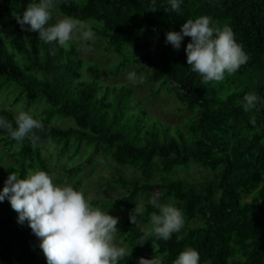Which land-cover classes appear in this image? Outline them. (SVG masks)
<instances>
[{"label":"trees","instance_id":"obj_1","mask_svg":"<svg viewBox=\"0 0 264 264\" xmlns=\"http://www.w3.org/2000/svg\"><path fill=\"white\" fill-rule=\"evenodd\" d=\"M38 2L0 0V91L11 89L29 106L45 104L35 147L27 139L17 143L0 129V138L18 161L14 169L20 178L35 168L52 176L40 152L44 140L62 143L74 155L83 145L91 147L88 163L111 150L116 163L139 167L146 177L154 168L167 172L193 160L204 163L216 170L204 181L168 174L148 181L118 172L115 179L128 188L129 200L141 191L155 192L160 202L174 199L183 205L187 220L204 216L196 225L185 222L168 241L152 236L143 244L145 230L125 218L131 243L154 245L158 256L167 253L163 264H173L186 248L198 251L199 264H230L232 255L239 256V264H264V103L249 111L243 107L248 93L264 100V0H179V13L171 10L169 0H86L82 7L76 0H57L55 9L65 16L94 22L104 50L119 56L114 74L129 62L144 63L153 69L149 76L173 81L184 107L193 111L187 119L189 132L147 112L129 84L103 83L100 66L85 61L75 42L65 49L43 42L27 26L22 29L15 16ZM201 16L210 17L214 27L229 26L249 57L234 75L206 85L187 64L185 48L191 38L184 37L178 50L166 42L167 32H179L188 19ZM15 115L0 107V116L13 128ZM55 116L70 117L75 125L51 124ZM5 180L0 173V191ZM86 199L93 205L102 200ZM143 207L145 218L158 212L148 202ZM40 242L27 221H18L9 200L0 201V264H47ZM118 264L138 262L130 255Z\"/></svg>","mask_w":264,"mask_h":264},{"label":"clouds","instance_id":"obj_2","mask_svg":"<svg viewBox=\"0 0 264 264\" xmlns=\"http://www.w3.org/2000/svg\"><path fill=\"white\" fill-rule=\"evenodd\" d=\"M171 10L180 12L179 0H169ZM86 0H76L78 6H84ZM57 0H39L28 4L22 15H16L17 23L22 29L38 33L45 43L57 42L67 49L71 42H87L96 39L91 21L73 17H62L53 21V11ZM155 11V7L152 9ZM208 16L188 19L181 30L169 31L166 42L179 49L184 37H190L185 52L187 64L191 70L200 75L201 83L221 82L225 75H234L249 57L235 38L232 29L225 25L222 28L212 26ZM87 50V49H85ZM133 83H143V77L135 72L128 74ZM264 103L255 93L244 96V110L249 111ZM255 123V118H253ZM16 127L5 117L0 116V129L6 130L8 136L22 144L27 139L33 147L39 141L35 130H43L40 120L25 111L15 115ZM7 198L14 211L18 213L20 223L28 222L32 232L40 238V248L47 264H118V261L129 257L131 250L118 246L115 236L118 217L110 215L100 207L91 204L85 195L70 185H58L46 171L29 170L24 178L16 171L11 172L0 191V201ZM149 204L158 209L150 214V229L141 237L143 244L149 237L168 241L174 233H180L184 227V215L172 202L161 203L159 195L152 196ZM145 208L136 204L130 213L132 224L137 217L143 216ZM177 240L183 239L177 235ZM153 256L151 259L140 257L138 264H163L164 256ZM199 253L193 248L181 251L173 264H199Z\"/></svg>","mask_w":264,"mask_h":264},{"label":"rangeland","instance_id":"obj_3","mask_svg":"<svg viewBox=\"0 0 264 264\" xmlns=\"http://www.w3.org/2000/svg\"><path fill=\"white\" fill-rule=\"evenodd\" d=\"M65 17L58 10L53 11V20ZM104 39L96 37L94 41L75 42L79 48L80 54L85 61L100 66V79L103 83L110 85L129 84L133 89L136 102L141 104L147 112L153 116L171 124H178L186 131H190L187 126V119L192 116L193 111L184 107L181 90L173 81L155 79L149 74L153 71L144 63H127L118 73L114 74V64L119 60L117 53L105 51ZM87 49V50H85ZM89 66L88 63H86ZM135 72L138 77H143V83L133 84L128 80V74ZM91 74V72L86 71ZM45 104L36 103L31 106L27 105L22 99L17 100L16 94L11 89L0 91V107H4L18 114L25 111L34 118L41 120L42 109ZM51 124L75 125L74 120L70 117L55 116ZM63 144L44 140L40 143V152L45 157L51 168L53 182L58 185H70L74 189L81 191L86 198H98L94 205L100 207L103 211L108 212L114 217H118V232L115 236V243L131 250V256L138 262L140 257L151 259L158 256L154 245H142L136 247L130 241L128 231L123 222L125 218L136 207V204L144 206L149 199L157 195L155 192L141 191L138 196L129 200L127 198L128 188L116 181L119 171L125 173L127 177H139L148 181H157L162 174H168L174 177L181 176L187 181H204L216 175V170L212 167L198 162L191 161L188 164H180L173 170L163 172L159 168H154L149 176H144L141 168L135 166H121L114 161L111 150L102 151L100 158L95 163L85 162L86 156L91 147L83 145L80 152L73 154V149L63 150ZM14 147L12 150L18 148ZM10 147L0 138V173L7 179L8 175L15 171L18 161L9 153ZM73 168L71 173L69 169ZM39 170L38 168L31 171ZM112 201V204L109 203ZM172 202L176 207L180 208L184 215L186 223L196 225L202 222L204 216L199 213L195 217L186 218V210L183 205L174 199H167L161 203ZM150 217H139L136 229L149 230ZM238 255L230 257V264H239Z\"/></svg>","mask_w":264,"mask_h":264}]
</instances>
